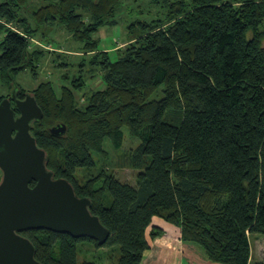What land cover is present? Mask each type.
<instances>
[{"label":"trees","instance_id":"obj_1","mask_svg":"<svg viewBox=\"0 0 264 264\" xmlns=\"http://www.w3.org/2000/svg\"><path fill=\"white\" fill-rule=\"evenodd\" d=\"M30 1L0 0V85L14 88L13 76L18 85L19 72L38 69L50 51L31 40H45L53 29L90 55L60 95L48 81L20 97L32 93L44 113L32 134L49 170L91 200L110 233L99 245L25 231L36 260L96 264L79 262L78 244L89 241L118 246V264H148L159 251L147 238L157 217L180 228L183 241L210 261L250 264V237L264 234V0H169L154 19L128 24L130 43L114 57L95 35L120 23L125 0H42L36 8ZM94 71L104 88L78 107L75 91ZM58 124L67 126L64 135L50 132ZM124 128L140 140L125 157L138 170L136 185L106 171L78 182V171L96 167L92 152L104 153L106 139L116 150L123 146ZM152 228L151 238L165 234Z\"/></svg>","mask_w":264,"mask_h":264},{"label":"water","instance_id":"obj_2","mask_svg":"<svg viewBox=\"0 0 264 264\" xmlns=\"http://www.w3.org/2000/svg\"><path fill=\"white\" fill-rule=\"evenodd\" d=\"M13 82L12 98L19 116L9 99L0 104V264H41L33 243L21 235L25 231L48 230L104 245L110 233L92 214L91 200L79 197L69 180L55 177L46 151L32 134V124L44 116L35 96L27 93L18 99L14 76ZM66 131L65 124L50 129L55 136Z\"/></svg>","mask_w":264,"mask_h":264},{"label":"rangeland","instance_id":"obj_3","mask_svg":"<svg viewBox=\"0 0 264 264\" xmlns=\"http://www.w3.org/2000/svg\"><path fill=\"white\" fill-rule=\"evenodd\" d=\"M168 1L125 0L124 6L118 15L120 23L112 27H105L95 35L97 39L101 40L100 48L111 53L113 57L116 56L119 48H124L130 43V34L127 29L128 24L137 19H154L161 6L166 5ZM32 7L36 8V5H32ZM0 23L4 22L0 20ZM9 27L17 29V26L14 24L9 25ZM133 34L135 35V32ZM3 35L4 32H0V37ZM45 40L52 43L50 44L51 46H47V44V47H43V49H51L52 51L45 55L38 69L26 68L17 74L16 80L21 93L33 92L41 83L50 81L53 83L58 95H60L63 86L71 88L70 81L78 79L79 74L83 73L81 72L83 68L80 70L78 64L83 57H90V55L80 54L78 52V44L73 42L68 33L62 29H55L49 33V36ZM33 43L36 44V42ZM61 63L68 64L60 66ZM91 75L94 76L92 77ZM85 80L86 86L79 91H75L78 107L84 106L86 97L92 91L104 88L100 72L98 71L89 73L85 77ZM11 89H13L12 83L9 85L1 84L0 95L9 97ZM154 97L158 96L154 95ZM124 134L125 140L119 150L113 147L110 139H106L103 143L104 153L92 152L96 167L90 171L84 169L78 171L76 174L78 182L84 183L90 178L100 175L102 171H106V173L114 175L122 182L136 185L138 170L127 166L125 157L126 154L139 145L140 140L132 137L127 128H124ZM1 177L2 172L0 171V179ZM250 239L253 250L252 264H264V234H252ZM120 257L121 252L118 246L97 247L89 241L78 244L79 262L118 264Z\"/></svg>","mask_w":264,"mask_h":264},{"label":"crops","instance_id":"obj_4","mask_svg":"<svg viewBox=\"0 0 264 264\" xmlns=\"http://www.w3.org/2000/svg\"><path fill=\"white\" fill-rule=\"evenodd\" d=\"M41 1L42 0H31L30 2L35 6L40 4ZM52 31H50V33ZM31 41L32 43L36 42V44H34L40 47H47L52 43L39 38H34ZM48 50L52 51L51 49ZM153 226L163 229L165 234L160 237L151 238L150 232ZM147 238L151 247L159 248V251L148 264H221L210 261L201 247L184 242L181 237V229L161 218L155 217L153 219L152 225L147 231ZM149 254V251L146 252V256ZM252 256L253 250L251 245L250 264H252Z\"/></svg>","mask_w":264,"mask_h":264},{"label":"flooded vegetation","instance_id":"obj_5","mask_svg":"<svg viewBox=\"0 0 264 264\" xmlns=\"http://www.w3.org/2000/svg\"><path fill=\"white\" fill-rule=\"evenodd\" d=\"M12 92H13V89H11L10 90V95H9V97H4V96H2V95H0V104H1V102L3 101V100H5V99H9L10 101H11V106H12V109L15 111V115L16 116H19V113H18V111L16 110V108H15V102H14V100H13V98H12ZM22 93H17V98L18 99H24V98H21L20 97V95H21ZM1 171V170H0ZM2 172V171H1ZM2 176H3V173H2ZM2 178V177H1Z\"/></svg>","mask_w":264,"mask_h":264},{"label":"built area","instance_id":"obj_6","mask_svg":"<svg viewBox=\"0 0 264 264\" xmlns=\"http://www.w3.org/2000/svg\"><path fill=\"white\" fill-rule=\"evenodd\" d=\"M1 54H2V51H1V49H0V56H1Z\"/></svg>","mask_w":264,"mask_h":264}]
</instances>
